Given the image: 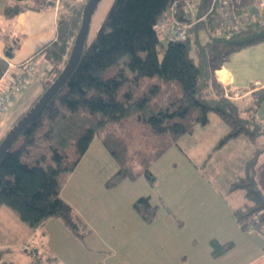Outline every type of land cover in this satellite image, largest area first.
<instances>
[{"label": "trees", "instance_id": "obj_1", "mask_svg": "<svg viewBox=\"0 0 264 264\" xmlns=\"http://www.w3.org/2000/svg\"><path fill=\"white\" fill-rule=\"evenodd\" d=\"M28 1L14 0L4 9V16L12 18L28 7L44 8L32 6ZM175 1L179 18L189 21L184 18L183 0L113 1L95 36L87 39L66 84L0 160V208L11 209L34 231L50 218H60L83 239L90 230L61 197L58 174L73 171L96 137L100 136L118 164L107 182L108 187H114L125 179L134 181L142 175L154 183L153 161L178 145L181 137L192 134L196 126L208 125L212 113L229 128L214 150L240 136L254 142L264 135V126L254 122L253 115L246 114L230 97L212 94V71L233 52L264 42V22L251 20L238 31L225 32L223 20L213 14L191 26L186 42H167L159 38L155 25ZM210 1L199 0L198 18L206 12ZM254 2L241 0L240 11L255 10ZM84 7L77 17L58 20L57 39L42 53L50 64L42 80V92L0 139V144L61 75L81 28ZM202 32L207 34L206 43L200 41ZM193 44L197 51L195 58L191 56ZM164 88L170 91L161 101ZM129 120L140 126L136 138L141 143V152L139 159L133 161L129 159L131 148L125 140L105 132L107 125L118 124L123 128ZM141 130L143 137L138 138ZM144 139L147 142L143 144ZM43 147L45 150L38 152ZM48 153L59 159V169L48 166ZM236 190L244 193L243 203L233 211L238 226L243 232L255 230L264 238V147L255 149L243 176L231 184L230 192ZM133 207L148 223L158 217L159 206L152 203L151 196L138 198ZM210 245L214 258L234 247L233 242L222 244L216 239Z\"/></svg>", "mask_w": 264, "mask_h": 264}, {"label": "rangeland", "instance_id": "obj_2", "mask_svg": "<svg viewBox=\"0 0 264 264\" xmlns=\"http://www.w3.org/2000/svg\"><path fill=\"white\" fill-rule=\"evenodd\" d=\"M113 1L100 2L92 17L89 39H92L99 30ZM28 2L35 7L55 8L60 21L63 17H77L87 0H29ZM73 40L74 38L71 43ZM200 41L202 43L207 41L203 32ZM191 56L196 57L194 44ZM221 65L218 69H221ZM216 71H212L215 92ZM45 72L43 74H46ZM33 82L19 95L20 100L17 98L13 105H18L16 109L13 110L12 106L0 118V125L3 126L8 125L13 119L7 131L40 96L42 91L34 99V94L40 85L38 82L32 85ZM169 91L167 88L163 89L161 101L167 98ZM28 101L31 103L29 102L21 111L20 106ZM246 103H239L243 111L247 109ZM252 114L253 112L248 113L249 116ZM212 115L219 118L215 113ZM222 128L228 129L222 119L212 120L206 126H196L192 134L181 137L178 145L170 147L159 159L153 161L151 171L156 178L154 183L142 175L134 181L125 179L114 187H108L107 182L117 171V162L101 143L100 136L96 137L89 152L85 157L83 156V161L81 160L82 162L80 161L73 171H59L58 174L62 183L61 197L86 223L90 231L81 239L57 217L50 218L42 227L34 231L11 209L2 207L0 264H48L49 261L50 264H106L107 258L113 257L116 260L118 253L126 251V245L133 236L146 239L147 243L151 242L154 246L162 243V247L163 244L168 246L165 241L172 244L176 238L185 240L190 238L193 242L192 229L194 227L197 231V225H194L196 222L188 211L192 203H198L200 206L198 208L209 207L212 203L215 214L213 217L210 216L207 223L212 222L210 231L216 234L224 216L228 212L232 214L233 208L244 201L243 191L228 193L231 179H234L240 170V159H236L239 157L240 148L231 146L223 150L222 148L214 150L219 138L226 134H222ZM138 129H140L139 123L129 120L123 128L118 124H109L105 132L114 133L125 140L131 148L129 159L133 161L139 159L138 153L141 152V143H138L139 139L136 138ZM143 132L141 130L138 138L143 137ZM153 138L151 136L150 140L154 141ZM159 141L160 139L158 143ZM144 142L147 140L144 139L143 144ZM44 150L43 147L38 152ZM198 158L201 159L196 164ZM46 163L49 167L57 166L51 153H48ZM142 196H151L152 203L159 206L158 217L152 223L144 221L133 207L134 202ZM193 197L198 198L197 202L192 201ZM229 217V221L233 224V216L229 215ZM198 239L200 241L198 248L202 250L203 243L200 238ZM244 245V242L239 243L238 248L231 253V264L235 263L233 256L244 253ZM259 250L264 255V247L260 249L253 243L248 246L247 254L254 258L257 257ZM185 256L186 264H195V258L191 253L180 255V258L183 260ZM263 262L264 256L262 261L257 259L252 264H263ZM212 264H220V261L214 260Z\"/></svg>", "mask_w": 264, "mask_h": 264}, {"label": "crops", "instance_id": "obj_3", "mask_svg": "<svg viewBox=\"0 0 264 264\" xmlns=\"http://www.w3.org/2000/svg\"><path fill=\"white\" fill-rule=\"evenodd\" d=\"M191 1L193 8L196 9L199 0ZM12 3H14V0H0V80L8 63L20 66L28 61H32L37 67L39 75L43 74L46 69L50 68V64L45 61L42 54L43 50L57 39L58 34L59 17L55 8L44 7L42 9H35L28 7L23 9L18 15L8 18L4 16V9L7 5ZM254 4L250 5L251 8H253ZM255 10H251L250 12L252 15L255 14L259 16L260 12L257 9ZM205 35L206 39H208L207 34ZM221 64V69H218L214 74L217 86L215 85L216 92L212 89L213 95L219 96L223 94L230 97L238 105L239 103L242 104L247 101L246 105L248 104V106L245 110L246 113L253 112L252 115L254 116L255 122L258 125L264 126V42L233 52ZM20 68L21 67H18L15 70H19ZM39 75H35V78L33 79L34 82L32 85H36L37 82L40 85V88L34 94V99L42 91V79ZM7 82L8 80L6 79L0 82V92L5 89ZM25 93L26 91L23 94L25 95ZM29 102L31 103V101H28L22 104L20 110H23ZM17 106L18 105L13 106V110L16 109ZM20 110L19 112L22 111ZM218 119L221 118H216V116L212 114L210 115V121H218ZM12 120L9 121L8 125H0V139L6 134ZM228 131L229 128H222L223 135L225 133L227 134ZM221 138L222 137H220L219 140ZM92 145L93 142L91 147ZM231 146H238L240 148L239 157H236V159H240V170L238 171V175L234 179H231L230 187L234 181L243 176L245 165L252 157L255 149L257 147H264V135H259L254 142L246 136H240L237 139L230 141L222 148V150ZM84 157L82 158V161ZM53 159L56 161V168H59V159L57 161V157L55 156H53ZM200 159L201 158L196 159L195 163L197 164ZM51 167L55 168L54 166ZM230 187L228 193H232L230 192ZM197 200L198 198L195 199V197L192 199L193 202H197ZM238 202H240V200ZM192 204L193 205L188 211L196 222L194 225H197V231L194 227L192 229L194 238L193 242L190 238L186 240L176 238L173 240L172 244L165 241L168 246L163 244L162 247V243H158L159 245L156 244L154 246L151 242L147 243L146 239H140L133 236L129 244L126 245V251L118 253V257L115 256L117 257L116 260H114L113 257L107 258L106 264H186V256L183 257L182 260L180 255L187 253H191V255L194 256L195 264H212V262L214 263V260L220 261V264H231L232 256L230 255L238 248L239 243L241 242L245 243L244 253L233 256L235 263L232 264H252L253 262H256L257 259L262 261L264 255L260 253V250L256 254L257 257L254 258L247 253L248 246L253 245V243L255 246H259L260 249L261 247H264L263 235L255 230L243 232L240 229L233 215L234 208H237V206L233 208L232 214L228 212L224 216L220 221L219 230L217 229V233L213 234L210 231L212 228V222L207 223L210 216L213 217L215 214L212 203L210 206L208 205L209 207L204 206L203 208H198L200 207L198 203ZM229 215L233 216V224L229 221ZM198 238H200L203 243L204 249L202 250L198 248V243L200 242ZM214 239L222 244L233 242L234 247L222 256L214 258L212 256L210 245L211 240Z\"/></svg>", "mask_w": 264, "mask_h": 264}, {"label": "built area", "instance_id": "obj_4", "mask_svg": "<svg viewBox=\"0 0 264 264\" xmlns=\"http://www.w3.org/2000/svg\"><path fill=\"white\" fill-rule=\"evenodd\" d=\"M183 2L186 6L184 18L190 22L179 18L178 2L175 1L167 15L155 25V30L161 40L186 42L191 26L213 14L223 20L225 32L238 31L251 20L264 22V0H256L255 3V8L260 12L259 16L252 15L248 10L240 11L241 0H211L206 12L200 18L197 17V11L193 8L191 0H183ZM18 67L21 68L15 70ZM37 74L39 75V71L32 61L20 66H15L12 63L7 64L0 80V82L8 80L5 89L0 92V118L12 108L19 95L27 89ZM39 77L43 80L45 74H41Z\"/></svg>", "mask_w": 264, "mask_h": 264}, {"label": "water", "instance_id": "obj_5", "mask_svg": "<svg viewBox=\"0 0 264 264\" xmlns=\"http://www.w3.org/2000/svg\"><path fill=\"white\" fill-rule=\"evenodd\" d=\"M102 0H88L83 11L82 25L77 34L72 54L64 70L51 87L42 95L38 102L18 121V123L9 131L0 144V160L12 148L16 140L24 130L37 120L49 103L54 99L59 90L66 84L68 78L73 73L82 56L85 43L89 36L92 17Z\"/></svg>", "mask_w": 264, "mask_h": 264}]
</instances>
